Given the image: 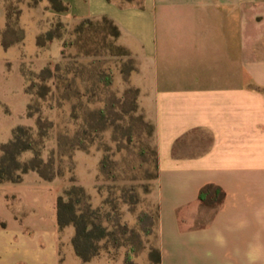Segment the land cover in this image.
<instances>
[{
    "label": "crops",
    "instance_id": "1",
    "mask_svg": "<svg viewBox=\"0 0 264 264\" xmlns=\"http://www.w3.org/2000/svg\"><path fill=\"white\" fill-rule=\"evenodd\" d=\"M60 1L64 10L43 0L21 11L35 44L53 18L106 16L134 58L129 83L154 126L158 156L160 264H264V0ZM5 21L0 0L1 28ZM23 45L1 47L22 55ZM52 46L59 57L61 39L36 45L33 69L52 61ZM65 184L34 171L0 183V264H63L55 207ZM205 184L224 191L218 205L198 199ZM64 230L71 238L73 228Z\"/></svg>",
    "mask_w": 264,
    "mask_h": 264
},
{
    "label": "trees",
    "instance_id": "2",
    "mask_svg": "<svg viewBox=\"0 0 264 264\" xmlns=\"http://www.w3.org/2000/svg\"><path fill=\"white\" fill-rule=\"evenodd\" d=\"M49 1L57 10L66 8L60 0ZM65 29L63 22L55 19L47 31L37 35L36 45L46 48L53 39H61L62 46H74L76 54L65 56L61 51L62 60L55 66H43L38 72L21 68L25 80L24 92L29 96L26 116L34 117V126L18 124L12 128L10 138L0 143V183L20 182L23 175L29 171L36 172L45 181L62 177L66 171L71 172L75 168L73 153L77 150L87 152L95 136L111 128L112 141L117 143L115 152L129 150V167L125 169L122 166L126 156L121 155L118 159L105 149L99 161V175L102 181L112 182L106 186H96L99 202L93 204L87 187L78 184L76 178L71 175L70 186L62 188L56 199V222L59 231L66 227L73 228L70 241L81 263L100 256L117 260L121 256V249H126L123 255L125 264H136L131 255L136 252L133 240L137 239V228L124 218L122 207H126L127 212L133 214L137 210L139 189L148 196L152 195L155 185L152 188L149 181L156 182L158 178V156L155 145L148 146L153 170L147 172L144 178L146 183L137 187L135 112L139 107V91L129 83V77L135 69V61L125 47L117 44L119 29L113 20L106 16L80 20L78 25L67 31L69 38L73 37L69 42L64 38ZM24 39L25 31L19 24L18 10L6 2V21L0 29V44L7 49L15 44H23ZM115 47L129 57L119 68L122 80L127 85L119 96L108 90L105 95V88L112 82V69H99V66L95 65L96 60H92L104 55L114 56ZM78 57L85 58V61L79 60ZM33 87L39 90L33 93ZM53 91L57 92L58 100L70 103L68 123L75 121V129L72 132L67 128L59 129L56 134V147L45 157V143L54 123L42 115L38 104L32 105L31 97L36 94L37 100H44V97ZM96 103L99 105L93 106ZM144 117L140 115V120L149 127L148 134L152 137L154 126ZM25 154L29 156L23 158ZM65 159L66 165L63 163ZM143 160L149 162L144 151ZM223 197L224 191L215 184H205L198 194V199L209 206L218 205ZM158 217L157 203L154 211L141 213L139 220L151 221L150 226L141 228L143 234H150L154 229L157 231ZM135 221L137 224V216ZM149 260L152 258L149 257ZM154 262H160L158 249L155 250Z\"/></svg>",
    "mask_w": 264,
    "mask_h": 264
},
{
    "label": "rangeland",
    "instance_id": "3",
    "mask_svg": "<svg viewBox=\"0 0 264 264\" xmlns=\"http://www.w3.org/2000/svg\"><path fill=\"white\" fill-rule=\"evenodd\" d=\"M43 2V0H40ZM39 0H6V2L11 5L14 9L18 10V14H21V11L26 4L30 6H39L41 4ZM42 6V5H41ZM43 14V19L45 21L49 20V16ZM27 13L24 14L23 20ZM52 22L55 19H51ZM79 21L72 22L70 24H64L66 26V31L64 33V38L66 42H69L72 39L69 38L67 31L73 29V27ZM21 26V25H20ZM1 29V27H0ZM25 39L23 45V54H20V51L14 48L4 50L0 45V143L6 142L11 136V130L18 124L34 126V117L28 118L26 116V106L28 103V96L24 92V79L20 73V66L24 70H34L38 72L40 69H33V58L34 52L36 50L35 44V34L34 30L30 26H26L25 29ZM110 42V39L107 38ZM117 42V41H116ZM118 44V43H117ZM114 56L104 55L102 57H94L96 60L95 65L99 66V69L109 70L111 68V85L105 88L106 90L114 92L119 96L127 87V85L122 80V75L119 72V68L123 66L122 64L128 61V56L122 54V51L118 50L116 47L113 48ZM65 56H71L76 54V49L72 45L62 46V50ZM59 52L55 46L51 47L49 51V57L52 59L47 64L55 66L57 62L62 60V54L58 57ZM22 56V60H19ZM46 56V55H43ZM58 57V58H57ZM24 58V59H23ZM57 58V59H56ZM79 60H84L85 58L78 57ZM89 60V59H88ZM46 64V65H47ZM35 65V63H34ZM116 66V67H115ZM36 87L32 88V92H37ZM32 105L38 104L41 107V113L44 117L53 121L54 127L49 132L48 139L45 143L44 156L46 157L53 149L56 147V134L57 131L61 128H67L71 132L75 129V121L68 123L69 114L71 105L68 102H63L58 100V94L56 91H53L51 94L48 93L44 100L38 99L36 94L31 97ZM61 103L63 105H61ZM61 105V106H60ZM99 103L94 104L93 106H98ZM137 187L146 183L144 179L147 172L153 170L152 164L150 163L151 151L148 146H154L153 136H149V127L145 126L144 123L140 120V115L144 117L143 112L139 107H137ZM145 119V117H144ZM113 131L111 128L106 130L103 133H100L95 136V140L90 144L89 150L87 152L82 150H77L73 153V162L75 164L74 170L71 172H65L64 176L60 177L65 181L64 187L70 186L69 178L73 175L78 184H82L87 187L88 192L90 193L93 204H97L100 200V197L97 193V185L103 184L104 186L111 184V180L104 182L102 181L99 175V161L103 153L108 150L110 154H114L115 158H118L123 155L126 156L125 162L122 164L123 168H128L130 165L127 155L129 150H122L120 153H116L117 143L112 141ZM151 148V147H150ZM106 149V150H105ZM143 151L149 162L143 160ZM29 154L23 155V158H26ZM66 163V159L63 162ZM66 165V164H65ZM147 170V171H146ZM154 172V171H152ZM92 174H95L93 179L92 186H86L87 182ZM152 188L155 185V181H149ZM63 187V188H64ZM151 189V188H150ZM139 201L137 202V210L130 214L127 212L126 207L123 208L124 218L128 220L130 225H133L137 228V239L133 240V245L136 247V252L131 255L132 261L136 264H156L155 260V250L158 249L160 253V262H161V250L159 246V239L157 231L152 230L150 234H143L141 228L144 226H150V220L144 219L139 220V217L144 211H154L156 209V200L151 195L148 196L144 194L141 189H139ZM137 216V224L135 218ZM196 223V222H195ZM69 250H72V245L70 241L69 234L63 230L61 232V251L63 255V264H125L123 255L127 251L126 249H121V256L119 259L115 260H105L104 256L96 258L92 261L81 263V261L76 257L73 251L69 253ZM132 254V253H131ZM149 257L152 260H149ZM106 258V257H105ZM160 262L158 264H160Z\"/></svg>",
    "mask_w": 264,
    "mask_h": 264
}]
</instances>
